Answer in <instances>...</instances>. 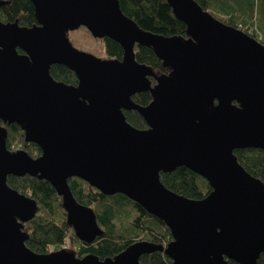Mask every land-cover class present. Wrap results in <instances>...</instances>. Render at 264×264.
Masks as SVG:
<instances>
[{
    "label": "water",
    "instance_id": "obj_1",
    "mask_svg": "<svg viewBox=\"0 0 264 264\" xmlns=\"http://www.w3.org/2000/svg\"><path fill=\"white\" fill-rule=\"evenodd\" d=\"M32 2L38 25L0 20V120L20 124L42 150L35 157L9 149L0 125V264H141L156 250L175 264H257L264 253V182L234 151L264 149V45L196 0H168L188 37L141 28L119 0ZM81 26L119 42L123 58L74 46L68 32ZM136 44L152 47L170 73L160 76L138 62ZM53 64L75 71L79 83L57 80ZM141 91L154 99L137 104L132 96ZM124 110H137L148 127L134 126ZM179 166L205 177L211 192L193 199L168 188L161 172ZM26 173L53 185L82 241L93 242L103 229L94 209L73 195L70 177L107 195L125 194L162 219L173 239L166 246L139 240L105 259L68 248L36 252L23 228L37 203L8 184L9 175Z\"/></svg>",
    "mask_w": 264,
    "mask_h": 264
},
{
    "label": "trees",
    "instance_id": "obj_2",
    "mask_svg": "<svg viewBox=\"0 0 264 264\" xmlns=\"http://www.w3.org/2000/svg\"><path fill=\"white\" fill-rule=\"evenodd\" d=\"M4 1L0 6V20L3 22H17L23 27L39 24L32 0ZM196 1L217 19L243 30L264 45V0ZM119 3L123 12L147 31L165 36H189L186 23L174 13L168 0H119ZM98 39L103 41V57L123 58L124 49L119 42L109 37ZM134 50L136 60L151 66L156 74L162 76L170 73L171 68L164 64L152 47L136 44ZM50 72L57 80L67 84L79 83L76 72L64 64H53ZM150 79L152 85L157 82L153 77ZM132 98L139 105H147L154 99V95L151 91H141ZM215 104L217 100H214ZM234 104L239 105L237 101ZM124 112L128 121L137 128L148 127L137 110ZM0 125L7 130L6 145L9 149H23L35 157L42 153L37 143L27 140L25 130L20 124L0 120ZM234 152L245 169L264 182V149L245 147L235 149ZM161 180L168 188L193 199H201L212 190L205 177L186 166H179L171 172H161ZM68 183L77 201L94 209L98 224L103 229V234L91 243L77 237L75 230L67 222L62 196L48 180L29 173L8 176L11 187L30 196L37 203L36 215L24 223L23 228L28 236L26 244L34 251L46 253L68 248L74 250L79 257L92 253L105 259L114 257L139 240L166 246L173 239L170 228L162 219L147 212L125 194H104L79 177H70ZM140 262L175 264L161 250L143 254ZM228 264L240 263L229 260ZM257 264H264V253Z\"/></svg>",
    "mask_w": 264,
    "mask_h": 264
},
{
    "label": "rangeland",
    "instance_id": "obj_3",
    "mask_svg": "<svg viewBox=\"0 0 264 264\" xmlns=\"http://www.w3.org/2000/svg\"><path fill=\"white\" fill-rule=\"evenodd\" d=\"M68 36L73 45L79 49L92 52L98 56L105 55L103 41L94 37L91 32L84 26L68 32Z\"/></svg>",
    "mask_w": 264,
    "mask_h": 264
}]
</instances>
